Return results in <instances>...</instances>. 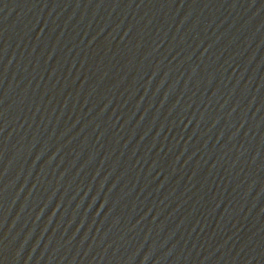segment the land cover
Instances as JSON below:
<instances>
[{
  "label": "water",
  "instance_id": "obj_1",
  "mask_svg": "<svg viewBox=\"0 0 264 264\" xmlns=\"http://www.w3.org/2000/svg\"><path fill=\"white\" fill-rule=\"evenodd\" d=\"M0 264H264V0H0Z\"/></svg>",
  "mask_w": 264,
  "mask_h": 264
}]
</instances>
